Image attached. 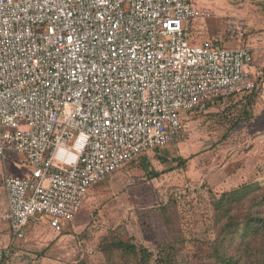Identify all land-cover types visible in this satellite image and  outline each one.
Returning <instances> with one entry per match:
<instances>
[{
    "label": "built area",
    "instance_id": "built-area-1",
    "mask_svg": "<svg viewBox=\"0 0 264 264\" xmlns=\"http://www.w3.org/2000/svg\"><path fill=\"white\" fill-rule=\"evenodd\" d=\"M215 15L196 0H0V155L31 167L3 175L10 245L39 216L62 233L95 184L184 136L187 111L257 87L236 21V46L197 35Z\"/></svg>",
    "mask_w": 264,
    "mask_h": 264
},
{
    "label": "rangeland",
    "instance_id": "rangeland-1",
    "mask_svg": "<svg viewBox=\"0 0 264 264\" xmlns=\"http://www.w3.org/2000/svg\"><path fill=\"white\" fill-rule=\"evenodd\" d=\"M196 1L216 13L196 23L199 37L225 35L232 21L244 28V45L254 52L260 90L252 118L235 125L247 99L243 95L226 97L204 112L185 113L184 136L95 184L64 232H55L44 216L37 217L28 225L26 237L8 246L6 259L0 253V264H100L103 254L98 245L108 230L133 235L154 250L156 235L164 229L159 207L168 202L177 207L189 240L213 237L211 191L219 193L247 181L264 183V0ZM228 45L236 46L237 41ZM181 158L188 159L186 167L178 166ZM5 168L10 176L31 174L24 154L13 150L5 158L0 155V171ZM151 168L166 172L151 178ZM188 244L184 254L194 247L193 242Z\"/></svg>",
    "mask_w": 264,
    "mask_h": 264
},
{
    "label": "trees",
    "instance_id": "trees-1",
    "mask_svg": "<svg viewBox=\"0 0 264 264\" xmlns=\"http://www.w3.org/2000/svg\"><path fill=\"white\" fill-rule=\"evenodd\" d=\"M212 38L221 46L233 41L228 33ZM258 88L257 85L252 91L228 96L243 95L247 98L235 125L254 115V105L260 93ZM225 98L210 100L205 110L192 109L186 114L204 112ZM187 162V158H181L178 166L186 167ZM142 163L147 170L146 158ZM150 172L152 178L160 177L166 171L151 168ZM210 203L213 237L206 235L189 240L183 234L177 207L168 202L159 207L164 229L160 236L156 235L158 239L154 250L133 235L108 230L98 245L103 254L100 264H264V183L247 181L219 193L211 191ZM190 242L194 243V247L184 254ZM6 258L7 255L1 257L2 260Z\"/></svg>",
    "mask_w": 264,
    "mask_h": 264
},
{
    "label": "crops",
    "instance_id": "crops-1",
    "mask_svg": "<svg viewBox=\"0 0 264 264\" xmlns=\"http://www.w3.org/2000/svg\"><path fill=\"white\" fill-rule=\"evenodd\" d=\"M7 172L6 168L0 171V185L1 181L3 184V175ZM7 209V197L4 190V186H0V248L2 246L6 247L11 243V227L7 220L2 218V215ZM28 227V226H27ZM27 232V230H26Z\"/></svg>",
    "mask_w": 264,
    "mask_h": 264
}]
</instances>
